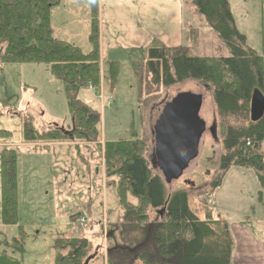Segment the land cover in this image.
<instances>
[{"label":"rangeland","instance_id":"obj_1","mask_svg":"<svg viewBox=\"0 0 264 264\" xmlns=\"http://www.w3.org/2000/svg\"><path fill=\"white\" fill-rule=\"evenodd\" d=\"M73 1L78 2V25L60 27L61 32L58 35L59 26L73 20L65 12ZM238 1L240 0H230L236 25L239 30L247 26L248 33L256 42L258 37L264 35V15L258 7L261 4L245 20L241 14L238 19L236 11ZM242 1L253 6L259 0ZM89 6L90 0H62V4L53 10L52 24L58 28L56 36L75 44L83 53L91 49L88 42ZM195 14V11L186 14L183 24L188 20L195 29L199 27L197 21L199 18L192 17ZM186 33L184 36L182 34V41H185ZM194 40L196 42V39ZM2 50L3 46H0V51ZM123 50L122 48L106 52L107 62H100L99 87L91 86L88 87L91 91L87 88L78 93V100L99 116L98 141L96 138L95 142L81 144L69 139L24 141L22 132L24 125L32 127L42 136L46 132L55 133V127L51 122H59L56 123L58 129L64 128L65 131H69L70 125L66 124L69 112L64 88L60 81L54 80L50 74L48 76L44 72L46 65L0 64V99L2 95L5 98L9 95L17 116L3 117L0 122L4 128H12L14 133L19 132L18 139L22 144L28 143L31 147L42 149L44 153V156L39 154L40 156L33 160L32 152L23 151L19 157V154L6 143L0 144L2 159L14 162L10 151L16 153L15 181L18 203V219L15 225H5L0 203L2 260L10 259L19 264H55L58 254L57 241L75 236L87 240L90 245L84 264H107L110 249L112 251L117 246L122 247L127 240L135 239L136 235L129 232L128 223L121 220L124 212L119 209L116 188L108 186L105 182L103 143L141 140L146 144L147 159L150 160L149 155L151 156L153 150L150 111L167 99L185 92L202 97L199 117L204 123L203 131L195 157L183 175L168 185L162 180L167 194L185 192L188 195L189 209L200 220H204L206 216L214 221H225L231 229L241 222L252 224L254 227H264V181L259 180L252 169L245 167L231 165L223 172L220 170L222 158L231 153L224 150V133L228 126L237 129L243 125L247 127L251 123L249 105L247 115H236V122L235 117L220 116L213 103L212 92L206 84L185 81L167 88L153 86L149 74L143 67L148 60V53L138 48ZM200 52L203 50L199 49L198 53ZM113 61L118 62L115 64L118 69L111 78L109 66ZM134 62H138L136 67H133ZM32 86L34 88L38 86L39 89H33ZM3 102L0 101V104L5 115L7 107ZM16 120L18 127L14 124ZM62 122L64 124H61ZM213 123L216 125V141L208 132ZM59 133L62 134L60 130ZM52 144L60 145L62 151L67 147H72L74 151V157L65 160L60 169L56 166L55 170H52L45 157L50 154V149L46 150L49 148L46 146ZM262 149L264 161V144ZM53 174L57 175V182L60 184L65 182L60 189L56 187V181L53 187ZM262 176L264 177V174ZM38 177L43 179L41 183L38 182ZM64 178L66 180L62 181ZM97 178H102L100 183L94 180ZM217 181H220V185L214 187L213 184ZM147 215L149 221L161 220L156 218L153 210ZM61 252L66 253L65 250ZM121 257L118 254L115 261L120 262V259H123ZM131 260L128 257V264H131Z\"/></svg>","mask_w":264,"mask_h":264},{"label":"trees","instance_id":"obj_2","mask_svg":"<svg viewBox=\"0 0 264 264\" xmlns=\"http://www.w3.org/2000/svg\"><path fill=\"white\" fill-rule=\"evenodd\" d=\"M60 1L0 0V46H3L0 64L46 65L51 77L60 81L64 88L71 134L61 132L62 135L55 128V133L46 132L42 136L32 127L24 125V141L69 139L78 144L95 142L96 138L98 141L96 127L99 116L78 100L77 94L89 86L98 88L101 81L98 0H90L88 42L91 49L87 53L52 37L50 13ZM260 1L264 5V0ZM188 2L203 17V26L210 29L227 49L228 56L199 58L189 52L194 48L150 47L143 67L150 76L151 85L167 88L185 81H198L211 90L220 116L236 119V115H247L252 92L257 89L264 95L263 58L246 44L245 36L236 29L227 0ZM113 63L109 66L111 78L118 69L115 65L118 63ZM137 63L134 62L133 67ZM10 136L0 132V138ZM223 144L224 150L231 153L222 158L221 172L231 165L245 167L252 169L256 177L264 181V116L247 127L243 125L235 129L228 126ZM10 152L14 162L2 159L3 155L0 157V203L5 225H15L18 219L16 153ZM102 153L105 182L116 188L118 206L124 212L121 220L128 223L129 232L136 235L135 239L124 242L122 247L110 249L107 264H128V257L132 259L131 264H230L234 243L227 223L206 216L200 220L189 209L185 192L168 195L161 176L150 167L146 144L137 139L103 143ZM219 182L213 186L217 187ZM162 208L164 212L159 215L157 212ZM150 210L155 211L156 218L161 220L149 221L147 214ZM57 248L55 264H84L90 245L87 240L73 236L59 239ZM118 254L123 258L120 262L115 261ZM0 264L19 263L1 259Z\"/></svg>","mask_w":264,"mask_h":264},{"label":"crops","instance_id":"obj_3","mask_svg":"<svg viewBox=\"0 0 264 264\" xmlns=\"http://www.w3.org/2000/svg\"><path fill=\"white\" fill-rule=\"evenodd\" d=\"M227 1L229 4L231 15L233 17L230 0ZM237 3L238 8L236 9V11L238 19H240L239 15L241 14L242 18L246 20L247 17H249V15L256 10L257 6L261 4V1H257L253 6H251L247 2H243L242 0L238 1ZM60 4H62V0L60 1ZM258 7L259 9L261 8V11L264 15V5L261 4ZM53 10L54 8L50 13V27L52 30V37L58 41H67V43L76 46L68 40L61 39L60 37L56 36V31L58 28L52 24L54 20ZM191 11L195 10L191 3L188 4V0H98L97 29L100 69V62H107V60L105 59L106 52L108 53L112 50H121L122 48L124 49L123 51H126L125 49L130 50L138 48L142 51H146L147 53V49H149L150 47L178 48L184 46L188 47L191 50L194 48L189 52L192 53L193 56L199 58L227 57V49L222 45L220 40L210 29L203 26L204 21L201 15L195 12L196 14L192 16L195 18H199V20L197 21L200 26L196 29L190 24L191 21L186 20L185 24H183V19L186 17L185 15L189 14V12ZM65 12L69 17L73 18V20L68 23H62L59 26L58 35L61 32L60 27H66L70 24L78 25V2L73 1L70 4L68 10H66ZM234 24L238 32L245 36L246 44L264 60V35L262 34L260 37H258V40L255 42L253 36H250V34L248 33L247 26L245 28L243 27V30H239L236 25L235 19ZM189 29H191L190 32H188ZM185 33L186 38L185 41L183 40V43L182 34L184 36ZM195 35H197V39ZM194 39H196V42ZM111 43H113L114 45H111ZM199 49L203 50V54L201 52L198 53ZM113 62L118 63L116 61ZM44 72H46V74L49 76L50 73L48 66L46 67V69H44ZM31 88L39 89L38 86L37 88H34L33 86ZM28 90L31 89L28 88ZM88 90L90 89L88 88ZM35 92L37 91L35 90ZM0 101H4V106L7 107L6 113L4 115L3 110L1 109L2 106L0 104V121L3 117L17 118V116H15L16 109H14V107L12 106L11 98L9 97V95H7L6 98L2 95ZM56 123L59 122H51V125H53L55 128H58ZM14 124L16 125L15 127H18L17 120ZM61 124H64V122H62ZM66 124L68 126L71 124L70 117L68 123ZM0 127V132H6L11 135L10 138H0V144L6 143L9 147L13 148V150L17 154H19V157H21L23 151L25 153L32 152V156H34V158L30 156L29 159L32 158L33 160L37 158L36 156H40L39 154H41V156H44V153H42V149L31 147L28 143L22 144L18 139L19 132L14 133L15 131H13L12 128H4L1 122ZM46 147H49L48 149H46L45 147L44 148L46 150L50 149V154L45 157H47L48 165L52 170H55L56 166H58V168L60 169L62 163H65V160H67L69 157H74V151L72 150V147H67L64 151L59 148L60 145L58 144H52ZM35 152L36 154H34ZM37 180L41 183L43 179L41 177H38ZM65 180L66 178H64V180L62 181ZM94 180L100 183V180H102V178H97ZM55 181L56 187L58 186L59 189L62 184L65 185V182H62V184H60V182H57V175L53 174V187ZM228 228L234 243L230 264H264V227H254V225L252 224L241 222L237 224L233 229H231L229 226ZM108 237L111 238L110 235H108Z\"/></svg>","mask_w":264,"mask_h":264},{"label":"water","instance_id":"obj_4","mask_svg":"<svg viewBox=\"0 0 264 264\" xmlns=\"http://www.w3.org/2000/svg\"><path fill=\"white\" fill-rule=\"evenodd\" d=\"M202 105L200 95L179 93L150 111L153 150L150 166L156 170L166 185L178 180L195 157L203 121L199 117ZM264 116V95L255 89L249 101V120L260 121ZM65 135L71 132L59 129ZM208 132L216 141V125ZM169 198V197H168ZM164 208L158 211L162 215Z\"/></svg>","mask_w":264,"mask_h":264},{"label":"built area","instance_id":"obj_5","mask_svg":"<svg viewBox=\"0 0 264 264\" xmlns=\"http://www.w3.org/2000/svg\"><path fill=\"white\" fill-rule=\"evenodd\" d=\"M78 223L80 222V220L79 221H77Z\"/></svg>","mask_w":264,"mask_h":264}]
</instances>
